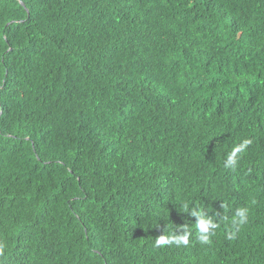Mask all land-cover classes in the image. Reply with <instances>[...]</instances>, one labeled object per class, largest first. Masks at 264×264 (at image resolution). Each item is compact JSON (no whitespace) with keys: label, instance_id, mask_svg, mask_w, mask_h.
<instances>
[{"label":"trees","instance_id":"trees-1","mask_svg":"<svg viewBox=\"0 0 264 264\" xmlns=\"http://www.w3.org/2000/svg\"><path fill=\"white\" fill-rule=\"evenodd\" d=\"M0 264H264V0H0Z\"/></svg>","mask_w":264,"mask_h":264},{"label":"clouds","instance_id":"clouds-1","mask_svg":"<svg viewBox=\"0 0 264 264\" xmlns=\"http://www.w3.org/2000/svg\"><path fill=\"white\" fill-rule=\"evenodd\" d=\"M252 140L245 138L239 143L233 145L231 150L227 152L224 159V167L226 169L234 168L239 159V154L244 152L249 145H251ZM182 209L184 212L188 213L191 217L195 219V229H196V241L201 245H208L211 243V238L216 234V229L220 225L214 222L213 218L206 215L202 210L198 208L189 209L188 204H183ZM227 219V217H225ZM231 226L238 231L241 227L248 223V209L246 207L237 208L230 220ZM234 235V233H233ZM191 232L187 230L186 226H182V234H168L160 235L155 238L153 247L163 248L165 246L175 245L176 247H187L190 243Z\"/></svg>","mask_w":264,"mask_h":264}]
</instances>
